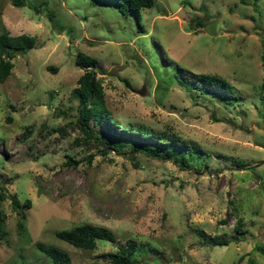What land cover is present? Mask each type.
<instances>
[{"label":"rangeland","instance_id":"1","mask_svg":"<svg viewBox=\"0 0 264 264\" xmlns=\"http://www.w3.org/2000/svg\"><path fill=\"white\" fill-rule=\"evenodd\" d=\"M26 3L37 7L0 0V29L34 35L0 81V179L30 201L23 229L1 201L0 264H52L36 242L69 264H122L106 252L128 237L143 248L137 264H264V0H153L137 13L111 0ZM77 50L97 61L108 124L147 129L140 139L156 155L84 136L69 94ZM200 73L226 79L231 97L179 82L199 86ZM81 223L114 240L82 249L55 235ZM200 228L227 244L206 243Z\"/></svg>","mask_w":264,"mask_h":264},{"label":"trees","instance_id":"2","mask_svg":"<svg viewBox=\"0 0 264 264\" xmlns=\"http://www.w3.org/2000/svg\"><path fill=\"white\" fill-rule=\"evenodd\" d=\"M113 4L117 6L119 10H125L127 12L137 13L139 7L150 6L153 0H111ZM245 2V0H239ZM12 5L23 6L28 5L36 9L35 4L26 3V0H10ZM70 30V27L67 28ZM34 44V35L27 33L10 34L6 28L1 27L0 29V81H3L9 74L12 67L11 58L19 52L32 47ZM74 63L82 69V72L77 76V85L70 89V96L77 99L78 115L76 122L80 130L83 132L85 137H91L94 134V138L98 141H103L104 145L112 150H121L126 144L130 145V150L144 151L147 154L156 155V149L151 146L147 141H142L140 136H144L148 133V130L143 127H137L134 133L129 129L120 131L116 129V125L111 127L108 121H112L109 112L106 109L105 101L103 97V91L100 81L95 77L91 65H95L96 59L85 53L84 51L77 50L73 54ZM93 67V66H92ZM47 68L55 70L54 66L48 65ZM201 85H192L187 81L179 79L181 85L186 89L195 88L201 93H208L213 97L222 99L225 95L231 97V84L223 77L216 74L200 73L196 75ZM264 85V80L260 83V86ZM214 87L215 89L211 88ZM224 100V99H223ZM229 101V99L224 100ZM9 119V117H7ZM99 123L100 128L98 132H94L89 126V120ZM113 122V121H112ZM173 144H167L165 152L169 154ZM189 149V147H185ZM198 158V157H197ZM4 182L0 179V206L1 201L5 198L9 199L11 208H13L18 214L17 225L24 228L25 221V209L28 207L30 201L28 198L23 199L22 203L18 200L15 193H8ZM4 213L0 207V236L6 231L3 224ZM55 235L62 240L72 244L75 247L82 249H92L96 245L97 239H105L108 241L114 240V235L110 229L101 225H92L89 223L76 224L70 228H63L55 230ZM198 235L200 238L211 245H225L227 239L218 237L217 235H210L205 233L201 228L198 229ZM36 248L42 252L52 264H69V254L49 244L41 242L35 243ZM143 249L138 245L137 241L133 237H128L123 243H119L116 246V251L106 252V257L113 263L122 264H137L138 261L132 257L133 252L138 249Z\"/></svg>","mask_w":264,"mask_h":264},{"label":"water","instance_id":"3","mask_svg":"<svg viewBox=\"0 0 264 264\" xmlns=\"http://www.w3.org/2000/svg\"><path fill=\"white\" fill-rule=\"evenodd\" d=\"M208 30L211 34L215 33V19H212L208 22ZM93 65H91L90 67L92 68ZM140 91V90H138Z\"/></svg>","mask_w":264,"mask_h":264}]
</instances>
